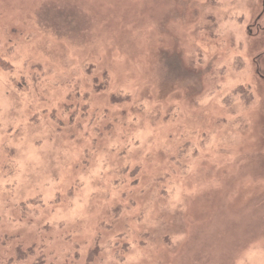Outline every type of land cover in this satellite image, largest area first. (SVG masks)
Here are the masks:
<instances>
[{
  "label": "rangeland",
  "instance_id": "obj_1",
  "mask_svg": "<svg viewBox=\"0 0 264 264\" xmlns=\"http://www.w3.org/2000/svg\"><path fill=\"white\" fill-rule=\"evenodd\" d=\"M0 264H264V0H0Z\"/></svg>",
  "mask_w": 264,
  "mask_h": 264
}]
</instances>
